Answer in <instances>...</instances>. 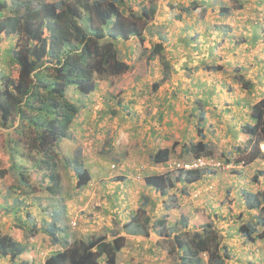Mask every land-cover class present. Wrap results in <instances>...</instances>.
Here are the masks:
<instances>
[{
	"label": "crops",
	"instance_id": "crops-1",
	"mask_svg": "<svg viewBox=\"0 0 264 264\" xmlns=\"http://www.w3.org/2000/svg\"><path fill=\"white\" fill-rule=\"evenodd\" d=\"M218 16L223 17L215 21L212 16L193 13L174 21L169 14L166 16L172 28L171 39L184 33L181 38L186 36L188 40H177L173 45L169 42L165 48L172 58H181L179 67L169 63L165 70L175 66L179 68L180 77L168 79L170 74L166 73L168 80L154 90L161 93L152 97V106L155 103L152 113L143 110L139 100H134L136 96L132 94L137 89L136 84L122 100L112 94L115 92L111 87L113 83L107 79L101 80L94 92L79 95L80 113L70 128L69 137L62 138L58 145L60 157L55 173L60 183L55 191L49 190L52 181L42 171L30 176L29 184H18L16 174L10 170L11 162L3 142L0 169L5 172L0 173V232L9 233L25 244V257L43 264L51 251L64 248L67 233L78 239L92 235L113 238L119 233L126 237V244L118 253L119 264H181L176 253L172 255L162 247L165 239L157 228L144 224L150 231L145 234L140 232L142 227L134 225L133 217L145 202L144 216L150 215L152 221L166 216L168 228L175 227L177 231L186 222L188 229L194 222L197 226L214 223L225 233L235 264L236 260H241L237 257L241 253L245 258H252L248 261L250 264H262L259 260H264V239L245 242L244 236L236 232L238 225L233 215L245 211L243 187L251 191L264 189V159L257 158L244 166L233 162L232 166L244 168L242 175L237 174L241 173L239 171L224 175L219 172L222 168L194 182H177L164 195L144 181L145 175L162 171L150 160V155L158 148L172 147L179 141L175 148L180 154L185 144L203 140L212 150H220L236 159L241 153L238 147L249 143L252 135L246 133L244 126L253 123L252 105L264 98V61L258 54L253 60L252 53L264 50V31L237 32L234 27L222 37L227 43L232 42L231 45L222 44L218 50L214 37L222 33L203 30L197 22L233 26V22L239 20L221 13ZM178 21L184 22L182 27L177 26ZM258 42L263 47L245 49ZM243 43L249 44L242 49ZM218 52L224 53L223 58ZM133 63L135 61L129 60V64ZM208 64H222L223 70L208 69ZM248 64H254V68H249ZM225 65L233 75L224 71ZM236 74L251 80L249 89L242 86ZM162 87L164 91L159 90ZM156 117L162 123L154 122ZM261 145L264 147V143ZM108 155L111 157L109 162ZM76 159L83 162L91 175L90 182L83 187L76 185L78 178L73 167ZM112 164H116V169L111 168ZM256 173L259 174L258 181H253ZM56 211L58 214H53ZM73 219L78 220L74 228L71 226ZM52 228L56 229L53 236ZM0 264L15 262L0 257Z\"/></svg>",
	"mask_w": 264,
	"mask_h": 264
},
{
	"label": "trees",
	"instance_id": "trees-1",
	"mask_svg": "<svg viewBox=\"0 0 264 264\" xmlns=\"http://www.w3.org/2000/svg\"><path fill=\"white\" fill-rule=\"evenodd\" d=\"M125 3L126 0H0V37L16 39L14 44L10 40L9 56L2 58L17 68L15 76L0 69V127L5 129L4 146L11 162L10 170L22 169L25 172L19 175L23 184H29V177L42 171L44 176L54 180L53 187L52 182L48 185L49 190L59 188V176L55 173L60 157L58 145L62 138L69 137L70 128L80 113L79 95L94 92L101 80L122 75L130 69L129 62L120 57V42L134 39L145 44L147 39L154 38L156 42L150 48L149 59L163 51L169 42L167 32L158 33V38L151 32H144L157 5H142L138 10L126 12ZM213 5L210 0H191L188 4L179 5L181 9L178 10L177 3L171 5L169 2V16L174 21L182 20L183 15H191L193 10L202 11ZM230 12L228 5L220 9L222 15ZM221 25L213 24L207 31L213 29L212 32L223 34L226 29L231 30V27ZM183 36L184 33L179 34L180 40H188L186 36L181 38ZM214 41L219 44L215 38ZM206 67L223 70L222 64H208ZM237 74L235 76L242 86L249 89L251 80ZM167 77L164 72L161 80L153 82V90H157ZM251 115L253 123L244 126L252 135L249 143L238 147L241 153L237 159L221 152L219 158L224 164H249L257 158L264 159L261 148L264 142V98L252 105ZM178 144L152 152L151 163L157 168L167 167ZM212 152L209 143L199 140L185 144L179 155L216 157ZM73 167L78 178L77 187L86 186L91 180L89 170L77 159ZM217 170H158L145 175L144 181L164 195L177 182H194ZM258 176V173L254 174L252 180L258 181ZM241 194L245 211L233 215L238 225L236 232L244 236L245 242H257L264 239V189L251 191L243 187ZM145 206L144 202L133 217L134 225L142 227L144 230L140 232L145 234L150 231L144 224L157 228L165 240L173 243L176 258L181 264H228L230 246L225 233L214 223L205 222L197 226L194 222V226L188 229L184 216L185 225L177 231L175 227L168 228L166 216L153 221L150 215L144 216ZM51 209L52 206L46 211ZM55 231L50 229L52 236ZM125 241V235L119 233H115L113 238L92 235L80 239L69 238L67 233L64 248L51 251L43 264H119L118 253L125 246ZM26 249L27 246L13 235L0 232V257H8L15 264H37L32 258L25 257Z\"/></svg>",
	"mask_w": 264,
	"mask_h": 264
},
{
	"label": "rangeland",
	"instance_id": "rangeland-1",
	"mask_svg": "<svg viewBox=\"0 0 264 264\" xmlns=\"http://www.w3.org/2000/svg\"><path fill=\"white\" fill-rule=\"evenodd\" d=\"M167 1H169L171 3V5L177 3L176 9L180 10L181 5L188 4V3H190L191 0H126L125 9L127 10L126 12H129L132 10L135 11V10L140 9L142 7V5H149V4L157 5L156 6V12L154 13L153 19H151V21H149V23H148L147 31H144V30L143 31L147 32V33L151 32L157 38H158V33L167 32L169 42L172 44V43H174V41L176 42L177 40H180V38L177 37L178 39L177 38L175 39V37H173L171 39V37H172V32H171L172 30L171 29L172 28L169 26V22H167V18H166V16H168V14H169V2H167ZM210 1H215L213 7L208 6L206 9H202V11L201 10H193L192 12L195 14L205 15L208 17L212 16L215 19V21H218L219 19H221L223 17V16H221V18H220L218 16L220 13L221 7L223 5H228L231 8V12H230L229 16H232L231 18H233V17L239 18V20H237L238 22H233V26H231L229 24L228 25L227 24L221 25V27H224L225 25H227L228 27H231V30L228 31V29H226V31L225 30L223 31V33L225 32L224 34H222L220 36L217 35L216 37H214L215 40L219 43L218 44L219 45L218 50L221 48L222 44H225L226 46L231 45L232 42L227 43L226 39L225 38L222 39V37H223V35H227L228 32H232L234 27H236L235 31H237V32L238 31H251L253 29H256L258 31H264V0H210ZM187 19L190 20V16H187ZM152 22H154V24H152ZM197 22H199V27L202 26L203 30H206L208 28L211 29L210 24L208 25L205 22L201 23L200 21H197ZM178 23H179V25H177V26L182 27L184 22L178 21L177 24ZM214 25H218V24H214ZM221 29H225V28H221ZM1 39H2V41L0 40V69L9 72V74H11V76L12 75L15 76L16 71H17L16 66L15 65L12 66L8 60L5 61L4 58H2L4 55L6 58H7V56H9L8 50L11 47V41L8 39L3 40V37H1ZM12 39H13V41H15V37H13ZM155 42L156 41L154 40V38H153V40L147 39L145 41V44H141L139 41H136L134 39L120 42V44H119L120 57L127 62H129V60H131V61H135V63L130 64V69L126 73H124L122 75L114 76L110 79H107L111 83H113V85L111 87L113 88V91H115V92L112 94L117 95V97H120L121 100L124 99V97L128 94V91H130V89L134 90L133 87H134V84H136L137 89L132 94V95L136 96V98H134V100L135 101L139 100L140 101L139 105L144 107L142 109L146 110V112H148V113H152V109L155 107V103H153V106H152V101L154 99L152 97H156V94L158 93V91L155 92L152 88L153 82L159 81L161 79L162 74H164V72L170 74V75L167 74L169 76L168 79H170L172 76L178 77V78L180 77V75L178 74V73H180L179 68L177 69L175 66L170 70L169 69L165 70V67L169 66V63H174L177 65V67H179L180 66L179 63L181 61L180 57H173L172 58L170 56V54L165 50V48L167 47L169 42H166L165 48L163 51H161L160 53L155 55L152 59L148 58L150 50H151L150 48H152V46ZM247 44H249V43H243L240 46L242 47V49H244V46ZM257 47L261 48L263 46L261 45L260 42H258V43L250 44L245 49H254L255 50V48H257ZM242 52H243V50H242ZM245 52H247V51H245ZM218 53H221L220 54V55H222L221 58H223L224 53L223 52H218ZM257 54L259 56H261V60L264 61V50L263 51L259 50V53H252V55H254L253 60L255 57H258ZM164 62H167V63L164 64ZM225 67L226 68L224 69V71L229 73L230 75H233V71L228 69L229 66L225 65ZM248 67L254 68V64H253V66H251V64H248ZM252 70L254 71L255 69H252ZM159 90L164 91V88L162 87ZM160 93H158V94H160ZM101 97H102V101H103L104 96L101 95ZM153 121L157 122V123L161 122V120H159L157 117L154 118ZM246 133H248V132H246ZM5 136L6 135H5L4 130L0 129V146L1 147H3V142L5 139ZM174 136H175V134H173V137ZM215 136H213V138ZM220 141H221V139H220ZM177 143H179V141ZM218 146H221V145H218ZM103 149H104V146L102 147V149H100V151H102ZM212 151H213L212 154L216 155V157H218V159H221V158H219L222 155L220 150L215 149ZM5 155H7V154L5 153ZM120 155L122 156V154H120ZM191 158H192V156H184V157L180 156L176 150L174 152V156L172 159H185V160H187V159H191ZM107 159L109 162V160H111V157L108 155ZM236 159H237V157H236ZM221 160L223 161V159H221ZM246 164L247 163L241 164V165L244 166ZM111 168L116 169V168H113L112 166H111ZM232 169L239 170V172H241V173L234 172ZM240 169H243V170L240 171ZM0 171H1V169H0ZM2 171H4V170L2 169ZM16 172H14V174H16V177L18 180L17 183L19 184V182H21L19 175L21 173H23L24 171L21 169V170L16 171ZM219 172L224 173V175H227V174L231 175V174H235V173L242 175L245 173V170H244V168H236L235 166H232L230 168H226L225 170L224 169L220 170ZM24 174H25V172H24ZM21 184H22V182H21ZM51 185H52V187L54 186V180H52ZM18 189H21V188H18ZM54 189H56V187H54ZM69 193H72V192L69 191ZM21 195L23 196V194H21ZM0 208H2L1 203H0ZM13 212H15V211H13ZM204 219H207V218H204ZM162 247L165 249L167 248L166 250L170 251V254H172V255H174L176 253L175 248L173 247V243L167 241V239L165 240V243L162 244ZM259 247H261V245L258 246V248ZM41 256H43V255H41ZM120 257L124 258V256H122V255ZM237 257L241 258V260L235 259L237 261V264H250L248 261H251L250 259H252L249 257L245 258V256L242 253L237 254ZM230 259L231 260L229 261L228 264H235V262L233 261L232 253H231ZM259 261L261 262L264 260L260 259ZM38 263L41 264L40 261Z\"/></svg>",
	"mask_w": 264,
	"mask_h": 264
},
{
	"label": "built area",
	"instance_id": "built-area-1",
	"mask_svg": "<svg viewBox=\"0 0 264 264\" xmlns=\"http://www.w3.org/2000/svg\"><path fill=\"white\" fill-rule=\"evenodd\" d=\"M262 149L264 147L261 145ZM233 163L224 164L221 159L216 157H209V156H197L191 159H171L169 161L168 166L165 165L159 166L161 167L162 171L173 170V171H190L195 169H226L232 166ZM240 164H244L241 162ZM113 168H116V164H112ZM78 220L73 219L71 222V226L74 228L77 226ZM70 238V237H69Z\"/></svg>",
	"mask_w": 264,
	"mask_h": 264
},
{
	"label": "clouds",
	"instance_id": "clouds-1",
	"mask_svg": "<svg viewBox=\"0 0 264 264\" xmlns=\"http://www.w3.org/2000/svg\"><path fill=\"white\" fill-rule=\"evenodd\" d=\"M264 143V142H263ZM262 144V143H261ZM262 148V147H261ZM263 150V149H262Z\"/></svg>",
	"mask_w": 264,
	"mask_h": 264
}]
</instances>
